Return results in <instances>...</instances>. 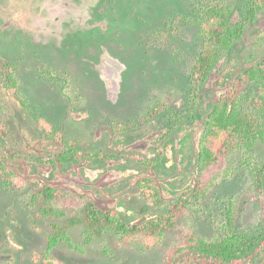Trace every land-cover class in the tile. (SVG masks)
Segmentation results:
<instances>
[{"label": "rangeland", "instance_id": "374dc122", "mask_svg": "<svg viewBox=\"0 0 264 264\" xmlns=\"http://www.w3.org/2000/svg\"><path fill=\"white\" fill-rule=\"evenodd\" d=\"M211 3L245 13V0H0V65L11 70L14 92L25 102L0 92V114L12 144L20 147L22 134L27 140L42 138L39 123L43 132L52 135L60 129L85 150L111 152L109 162L97 159L80 173L88 186L95 182L93 171L97 181L111 170L122 174L105 193L97 187V199L117 200L121 217L131 223L162 215L197 179L195 139L212 108L214 88L264 58L263 10L220 55L201 88L192 84L191 68L203 43L201 10ZM4 81L0 67V85ZM255 98L264 99L262 83H248L239 108L253 109L264 131V112L254 108ZM155 104L163 105V111L149 116ZM154 134L153 141L169 135L160 145L166 157L142 166L132 158V147L139 142L136 152L156 158L151 138L146 142ZM258 137L240 143L224 166L208 176L211 184L203 199L161 237L125 238L111 230L95 237L78 225L69 231V242L60 241L47 253L51 225L63 217L40 213L42 202L31 196L33 182L19 186L18 179L5 183L0 175V245L12 224L22 225L14 230L25 244L13 246L19 249L17 264H165L171 250L184 245L187 232L205 240L254 233L263 220L253 183V170L264 163V135ZM32 164L29 176L56 172ZM143 175L155 177L170 196L157 208L140 195ZM67 199L60 208L70 217L82 201ZM241 264H264V253Z\"/></svg>", "mask_w": 264, "mask_h": 264}, {"label": "trees", "instance_id": "16d2710c", "mask_svg": "<svg viewBox=\"0 0 264 264\" xmlns=\"http://www.w3.org/2000/svg\"><path fill=\"white\" fill-rule=\"evenodd\" d=\"M245 6L243 14H239V8L231 9L227 5L217 3H211L201 10L202 21L199 30L203 43L190 72L193 85L201 88L209 79L220 55L241 39L247 25L254 22L258 13L264 10V0H245ZM4 66L7 68V83L13 88L16 80L7 65ZM251 82L264 85V58L258 63L248 64L238 70L230 82L214 88L212 108L203 116V124L195 139L196 166L199 170L197 179L191 189L180 193L179 197L169 202L162 215L131 223L121 217L114 203L98 200L96 203L89 200L84 202L76 215L65 219L62 224L52 225V233L48 237L50 245H56L61 239L69 240L68 232L75 225L83 226L88 234L97 237H101L106 230L125 238L137 235L161 237L174 229L178 220L189 213L205 196L211 184L208 176L224 166L228 156L240 143H249L264 135L256 112L253 109L239 108L243 92ZM252 104L254 108L264 112V99L255 98ZM162 106L155 104L148 115L160 114L163 111ZM53 140L65 149V152L56 157L58 162L76 158L75 140L63 135L61 130H54ZM4 156L0 151V174L9 179L13 174L8 169ZM253 172V183L258 191L257 199L263 205V220L258 230L248 235L234 232L211 240L200 239L187 232L184 245L172 249L166 256L165 264H241L263 255L264 163ZM138 183L142 197L152 205L160 206L169 196L150 177L142 178ZM61 194L52 184L39 191L37 198L43 201L44 215L64 217V211L59 209Z\"/></svg>", "mask_w": 264, "mask_h": 264}, {"label": "flooded vegetation", "instance_id": "af4514ba", "mask_svg": "<svg viewBox=\"0 0 264 264\" xmlns=\"http://www.w3.org/2000/svg\"><path fill=\"white\" fill-rule=\"evenodd\" d=\"M4 65L6 64L0 65V67L3 69V74L5 77V81H4L5 84L0 85V92L5 96L14 99L18 104L23 102L22 104L25 105V102L23 101V99L16 96L14 92V90L16 89L17 83L15 84L13 88L9 87V84L7 83V79H6L7 68ZM29 114L31 115V117H34L31 112H29ZM37 126L40 128V130H42V138H38L35 136L31 140L30 139L27 140V138L23 136L22 134V137L20 140L22 142V145L20 144V147H18L19 145H16L17 146L16 147L14 146V144H12L11 139H10L12 132L10 131L9 126L7 125V123H5V121L2 119L1 114H0V151L5 154L4 159L6 161L8 169L11 170L13 174L12 178H9V179L3 177L0 174L5 183L13 179H18L17 184H19V186H21V182H23L24 180L27 182L30 181L31 183L33 182L34 184L32 186L31 196L32 198L34 197L36 200H39L40 202H42V204H43V201L37 198V194H39V191L43 189V187L48 186L49 184H52L54 188H56L58 191H61L62 200L67 199V198L71 200L79 199L80 201H82L81 206H80V208H82L84 202H87L89 200L95 201L97 203V200H98L97 199V187H98V190H100L101 192L103 191L105 193L111 185L112 186L114 185L113 182L115 180L117 179L120 180V178L122 177L121 173H115L116 172L115 170H111L109 174H107L105 177L104 176L101 177L97 181V173L93 171V174L90 173V175L92 176L94 175L92 178L94 179L95 177V180H94L95 182L91 184V186H88L90 183H88L87 181H85L83 178L80 177L82 168L86 167L89 164L95 163L97 159L105 160L109 162L113 156L112 153L102 152L101 154L100 152L97 153L91 150H85L78 143V141L75 140L77 143L76 158L71 159V160H66L63 162H58L56 157H58L59 154L65 152V149L60 144H58L55 140H53L54 134L50 135L51 133L47 129H45L43 132L44 127H42L39 123L37 124ZM61 132L63 135L66 136V134H64L62 130ZM66 137L69 138V136H66ZM153 137H155V134L151 135L146 140V142L151 138L149 140L150 141L149 143L155 148V152L157 155L156 158H153V159L148 158V157H145L143 154L136 152L138 151L137 149L138 147L139 148L142 147L138 145L139 143L138 142L136 143V146L132 147L134 149V154L132 155V158L135 159L136 163H139L142 166L149 167L165 159L166 155H165L164 149L161 148L160 145L164 142L166 138L169 137V135L160 134L159 137L156 139V141H153ZM194 156H195V164H194L195 166L196 158H197L196 152ZM33 162H35L40 167L47 166L46 167L47 169L42 167L45 170H48L51 167H55L56 169L55 168L54 169L56 170V172H53L52 175L50 174L51 176L49 175L48 177H45V178L41 176H37V175L29 176V172H30L29 166L33 165L32 164ZM20 164L23 166V168L20 166ZM195 168L198 169L197 166ZM88 170H91V169H88ZM148 177L152 178L155 181L156 185L161 189V187L157 183V179L153 177L152 175L140 176L139 180H141L142 178H148ZM63 184L66 186H64ZM116 185L117 187H119L120 183H117ZM138 187H139V183H138ZM139 192H140V195L142 196L140 188H139ZM107 199H104V200H107ZM98 201L103 202V203L108 202V201H103V200H98ZM113 201L115 204H117V200H113ZM146 204H148L151 207H156V208L158 207L148 202H146ZM43 206L44 204L40 208V213L42 215H44L42 213ZM59 209L61 210L60 206H59ZM117 210L119 211V209ZM76 213L70 217H73L74 215H76ZM63 216H64L63 220L60 223H53V224H62L65 219L70 218V217H65V215ZM51 217H60V216H51ZM52 225H51V233H52ZM18 226H22V225L15 226L12 224V227L9 233L5 235L6 242H3L1 245L6 243V246L2 248L3 250L0 249L1 250L0 251V264H17L16 261L18 259L17 257H18L19 249L17 250L15 247L17 246L21 248L22 246H25L23 240H21L22 243L18 241V239H20V234L16 236V231L18 229ZM75 226H78V225H75ZM23 227H26V226H23ZM47 241H48V245L46 248V252L49 253L58 245L60 241L69 242L70 239L69 240L61 239L54 246L50 245L49 240ZM32 244L33 243H31L30 245H26V246H32ZM1 245H0V248L2 247ZM13 246L15 247L13 248ZM15 254H17L16 257H15ZM48 261L50 262L51 260H48ZM30 264H32V262H30Z\"/></svg>", "mask_w": 264, "mask_h": 264}]
</instances>
